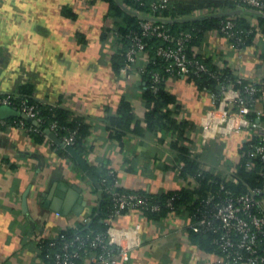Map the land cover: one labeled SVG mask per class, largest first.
Wrapping results in <instances>:
<instances>
[{
	"label": "crops",
	"instance_id": "1",
	"mask_svg": "<svg viewBox=\"0 0 264 264\" xmlns=\"http://www.w3.org/2000/svg\"><path fill=\"white\" fill-rule=\"evenodd\" d=\"M221 10L255 27L248 44L237 52L213 27L194 43L192 54L216 67L222 62L220 52L232 76L264 82V16L249 7ZM194 11L182 18L212 17H193ZM108 12L106 0H0L1 92L28 86L38 101L62 107L71 120L82 121L87 132L78 152L89 169L93 174L114 170L118 186L128 192L187 189L183 177L194 173L183 171L180 145L208 174H225L227 158L244 168L238 149L246 141L244 133L212 136L197 147L201 152L193 151L202 141L213 91L194 80L174 76L165 83L175 99L166 108L182 132L149 127L145 78L138 71L149 62V53L139 55L129 79L116 69L121 20ZM124 102L130 104L129 112L122 110ZM126 113L132 117L130 128L112 124V118ZM38 134L16 125L0 130V264H48L39 241L87 228L97 213L95 183L63 145ZM57 191L68 201L64 212L52 208ZM187 208L181 204L175 214L159 217L133 210L108 221L107 230L118 244L130 247V259L117 264H216L217 255L206 245L209 238L200 240L187 229Z\"/></svg>",
	"mask_w": 264,
	"mask_h": 264
},
{
	"label": "built area",
	"instance_id": "2",
	"mask_svg": "<svg viewBox=\"0 0 264 264\" xmlns=\"http://www.w3.org/2000/svg\"><path fill=\"white\" fill-rule=\"evenodd\" d=\"M167 1L152 0L149 9L143 12L130 10L141 18V34L134 31L128 34L130 43L123 51L125 61L120 70L126 78H131L139 55L148 53L149 44L144 38L157 37L163 42L156 46L155 57L166 61L164 70L169 76L166 77L160 71L152 72L150 88L154 91L158 90L160 82L166 83L168 78L174 76L194 81L208 76L216 81V90L211 92L212 106L203 124L202 141L196 144V150L193 151L201 152L202 149L197 147H202L212 136L244 133L246 141L238 145L240 161L245 171L254 173V179L253 183H249L240 177V162L234 160V164L230 163V158L225 160L229 163L223 162L222 167L229 165L225 174L216 171L208 174L209 171L202 166L196 173L183 177L186 187L198 190L190 203L194 206L193 209L187 210L189 222L186 227L192 233L209 236L212 252L218 257L216 264H264V82L245 81L241 76H232L223 63L225 56L220 55V52L218 55L222 62L215 68L192 54L196 35L188 30L174 33L167 27L166 24L172 21L171 16L163 14V9L168 8ZM234 1L237 7H249L264 16V0ZM214 15L222 17L214 27L215 31L225 38L232 49L241 52L248 44V37L256 31L255 27L249 25L244 28L239 23V18L225 15L219 8L204 7L193 13V17ZM121 45L124 46L123 43ZM146 68L147 65L144 64L139 66L138 71L143 74ZM3 94L0 105L17 108L31 118L29 122L32 126L25 124L26 118L20 117L16 124L0 118V130L16 125L29 132L36 131L46 138L50 137V132L59 136L62 127L57 121L40 132L39 128L44 120L39 116V111L25 99L15 105L14 100L19 97L18 94ZM76 138L77 130L60 136L65 145L72 146ZM106 184L107 181L103 178L100 185ZM104 188L114 203L107 221L133 210L147 214V211L158 212L162 208L161 203L140 192L120 191L117 179L112 186L106 185ZM165 205L171 215L179 210L175 207L173 196L166 200ZM51 244L55 245V242ZM54 256L57 264H82L85 261L117 264L130 259V247L118 244L116 237L107 230L105 233L75 235L72 239L64 240L60 251L54 252Z\"/></svg>",
	"mask_w": 264,
	"mask_h": 264
},
{
	"label": "trees",
	"instance_id": "3",
	"mask_svg": "<svg viewBox=\"0 0 264 264\" xmlns=\"http://www.w3.org/2000/svg\"><path fill=\"white\" fill-rule=\"evenodd\" d=\"M106 1L109 4V12H108L109 16L121 20L117 35L120 39V43H123L124 46L120 50L121 55H117L116 57L114 56L113 59L114 66L116 67V69L120 70L121 65L124 64L125 61V55L123 51L125 47H127L128 44L130 43V40L127 37L128 34L131 31L139 32L138 34H141V27H140L141 18L135 15L130 10L132 11L138 10L142 12L148 10L152 0H106ZM167 4H168V8L163 9V14L167 16H171L172 18V21L166 24L167 27L174 33H178L179 31L182 30H188L193 32L196 35V38L193 41L194 43L202 37L205 30L217 26V24L222 19V17H218L217 15H214L211 18L195 19V20L192 19L186 20L183 18L190 15V13L193 12L194 10L203 7H214L219 9H222L223 7L226 6L237 7V3L234 0H168ZM239 23L244 28L249 27V24L244 23L242 20H240ZM251 37L252 35L248 37V41L250 40ZM144 40L149 44L147 50L150 56L149 62L145 64L147 65L146 71L142 74L145 78L144 99L147 104V112L145 115L146 121L149 127L154 128V130H158L161 128L167 131L179 129L180 132L181 130L179 124L177 123L176 120L173 119L172 110L166 108L169 106L168 104L174 101L175 99L173 98V95L166 90L165 82H160L158 84L157 91H154L152 88H150L151 80H152V72L160 71V73H164L166 77L169 76V73L165 72L164 70V65L167 64L166 61H164L163 59H159L158 57H155V53H154L156 46L160 45L163 41L157 37H145ZM209 66L211 68H215V66H213L211 63H209ZM195 81L199 84L200 87L206 86L212 90H216L217 87L216 81L209 78L208 76L202 78H196ZM30 89L28 86H23L20 88V91L14 92L15 94L19 95V97L14 100V104L18 105L20 104V101L25 99L27 100L28 104L33 105L39 111V116H41L44 120L42 126L39 128L40 132H43V129L47 127L49 124H51L52 121H57L60 127H62L59 130V135L69 134L70 131L77 130V138L74 147L78 151L81 150L83 136L87 132L85 130L86 126L83 125L82 121H80L79 119L71 120L69 118L70 113L62 107L59 106L54 107L38 101L32 95V91ZM3 95L4 94L0 90V98ZM121 108L124 112H129L130 104L124 102L122 103ZM19 119L20 117H11L8 119V122L10 124H16L18 123ZM24 121L27 126H32L31 122L27 120ZM112 121H113L112 124L117 125L124 129H128L131 126L132 117L130 115H127L126 113V115H123L121 117L112 118ZM32 133L38 134V132L36 131H32ZM179 148L182 153L181 159L185 163L184 166L185 170L183 171L196 173V171L199 169L198 161L188 156L190 152L187 147L180 145ZM94 174L96 175L99 183L102 181L103 178H105L107 181L106 185L108 186H112L115 182V179H117L116 172L108 168H104L100 172H94ZM206 175L208 174L206 173ZM239 176L242 177L244 180L248 181L249 183H253L254 173H248L247 171H245V167L244 168L240 167ZM106 185L101 186L102 195L99 201L100 210L99 211L97 210V213L93 215V221L87 228H85L84 226H80L78 228L76 227L70 228L62 232L60 235H57L53 239L52 238L45 239L39 242L43 259H45V261L48 264H57V260L54 256V252L60 251V247L64 240L72 239L75 235L87 236V235H94L95 233H105L107 231L109 227L107 219L113 210L114 203L112 197L104 188ZM120 191L128 192L122 190L121 188ZM197 191L196 190L194 191V189L192 188H187V189L183 188V189L172 190L163 193H149L147 191H136V192H140V194L152 197L154 201L161 203L162 208L160 211L158 212L147 211V215H149L150 217H159L168 212V208L166 207L165 202L169 197L172 196L174 197L175 207L180 208L181 204H186L188 207L187 209H193L194 206L190 203L192 201L194 193ZM195 236L199 237L200 240H202L203 237L209 238V236L207 235L202 236L200 234L199 235L195 234ZM52 242H55V245H52L51 244ZM206 245L207 248L212 251L213 248L209 244V241H207Z\"/></svg>",
	"mask_w": 264,
	"mask_h": 264
},
{
	"label": "water",
	"instance_id": "4",
	"mask_svg": "<svg viewBox=\"0 0 264 264\" xmlns=\"http://www.w3.org/2000/svg\"><path fill=\"white\" fill-rule=\"evenodd\" d=\"M11 117H22V118H26L28 121H31L30 117H26L25 114H23L22 112H20L17 108L12 107L10 105H0V118L3 119H9ZM49 136L54 139L55 141L59 142L61 145L64 146V148L70 152V154L77 160V162L80 164L81 168L83 169V171L86 173V175L95 183L96 187L98 188V192H99V197L101 198L102 195V189H101V185L97 179V177L93 174V172L89 169L87 162L84 160V158L80 155V153L78 152V150L72 146V145H65L60 138H58L54 133L50 132ZM64 188V187H62ZM75 190H77V187H74ZM55 195L57 196L55 198V201L52 204V208L56 211H62L64 212V210L67 208V204L68 201L64 202V200H62V196L63 193H60L59 191L55 192ZM74 195L70 194V196H68L70 199L71 196ZM76 195V194H75ZM60 197V198H58ZM97 210H100V202L98 203L97 206ZM93 221V219L90 221L89 224H91V222Z\"/></svg>",
	"mask_w": 264,
	"mask_h": 264
}]
</instances>
